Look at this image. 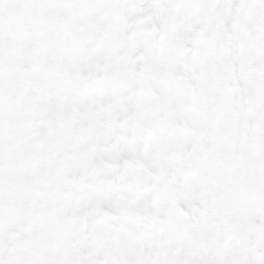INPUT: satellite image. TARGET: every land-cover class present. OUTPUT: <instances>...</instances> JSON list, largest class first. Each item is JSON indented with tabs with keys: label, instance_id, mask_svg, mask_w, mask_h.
I'll return each instance as SVG.
<instances>
[{
	"label": "snow or ice",
	"instance_id": "obj_1",
	"mask_svg": "<svg viewBox=\"0 0 264 264\" xmlns=\"http://www.w3.org/2000/svg\"><path fill=\"white\" fill-rule=\"evenodd\" d=\"M0 264H264V0H0Z\"/></svg>",
	"mask_w": 264,
	"mask_h": 264
}]
</instances>
